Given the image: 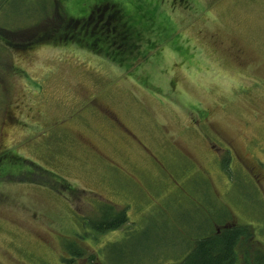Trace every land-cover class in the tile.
Masks as SVG:
<instances>
[{"label":"rangeland","instance_id":"rangeland-1","mask_svg":"<svg viewBox=\"0 0 264 264\" xmlns=\"http://www.w3.org/2000/svg\"><path fill=\"white\" fill-rule=\"evenodd\" d=\"M105 2L0 1V264H175L210 196L264 261V0L117 1L148 29L129 69L15 48ZM102 209L127 223L98 234Z\"/></svg>","mask_w":264,"mask_h":264},{"label":"trees","instance_id":"trees-1","mask_svg":"<svg viewBox=\"0 0 264 264\" xmlns=\"http://www.w3.org/2000/svg\"><path fill=\"white\" fill-rule=\"evenodd\" d=\"M117 1L120 0H106L100 6H93L86 17H60L63 10L57 8L59 11L58 22L60 21V24L57 25L58 30H55L53 26L51 30L41 32L42 37L36 38V41L28 46L15 48H31L42 42L51 44L70 42L81 49L104 56L124 69H129L132 66L131 62L137 60L136 53L140 36L148 29L142 23H133L129 20V14L122 10ZM54 22L58 23L57 21ZM54 25L56 26V24ZM210 198L213 201L206 202V198H204L203 203H209L206 208L202 209L201 203L198 204L199 206L197 205L205 214L212 215L208 222L210 228L201 231L193 239V244L189 245L187 250L183 252V255L171 258L173 255L169 253H160L156 256L170 257L175 264H240L239 247L244 240L251 237L252 233L246 225L229 224L228 221L231 217L228 218L227 209L220 203L215 211V197L210 196ZM105 209L101 211V220L98 225L93 224L91 218L84 219L87 220L85 225L92 227L98 234H106L119 230L127 223L128 217L124 212L125 210L114 209V211L105 212ZM92 240H96V237H93ZM83 253L84 251H79L75 257L78 258ZM94 257L90 254L87 259L92 260L95 259ZM262 259V254L256 251L252 263L264 264ZM74 261L76 260H64L66 264ZM245 261V264H249L248 258Z\"/></svg>","mask_w":264,"mask_h":264},{"label":"flooded vegetation","instance_id":"flooded-vegetation-1","mask_svg":"<svg viewBox=\"0 0 264 264\" xmlns=\"http://www.w3.org/2000/svg\"><path fill=\"white\" fill-rule=\"evenodd\" d=\"M215 197V196H214Z\"/></svg>","mask_w":264,"mask_h":264}]
</instances>
